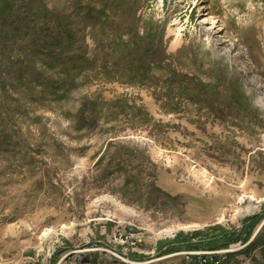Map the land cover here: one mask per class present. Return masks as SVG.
<instances>
[{
  "label": "rangeland",
  "instance_id": "374dc122",
  "mask_svg": "<svg viewBox=\"0 0 264 264\" xmlns=\"http://www.w3.org/2000/svg\"><path fill=\"white\" fill-rule=\"evenodd\" d=\"M262 225L264 0H0V264H264Z\"/></svg>",
  "mask_w": 264,
  "mask_h": 264
},
{
  "label": "trees",
  "instance_id": "16d2710c",
  "mask_svg": "<svg viewBox=\"0 0 264 264\" xmlns=\"http://www.w3.org/2000/svg\"><path fill=\"white\" fill-rule=\"evenodd\" d=\"M217 231H221L220 229ZM217 231L215 230H210L209 234H212L211 236H209L208 238H205L203 240H201V242L199 243H195L192 244L191 243H187V245L183 248H178L177 250H186L187 252H195V251H199V250H205L207 252H218L221 250H227L233 243H235L236 241L233 240V235L230 234L229 232L226 231H221L219 233H217ZM249 232L251 233V231L249 230V226H247L242 232H241V236L242 235H249ZM215 233V234H213ZM202 236L201 233H197L194 235V238H200ZM182 236H179V238ZM206 237V236H205ZM188 242V241H186ZM174 251H176V249H171L170 251H166L164 253H161V256H166L169 253H173ZM198 258V257H196ZM195 258V260H196ZM211 258V259H210ZM201 260H204V264H220L221 262V258L219 256L214 257H207L204 256ZM194 264H201V262H196Z\"/></svg>",
  "mask_w": 264,
  "mask_h": 264
},
{
  "label": "bare ground",
  "instance_id": "6f19581e",
  "mask_svg": "<svg viewBox=\"0 0 264 264\" xmlns=\"http://www.w3.org/2000/svg\"><path fill=\"white\" fill-rule=\"evenodd\" d=\"M178 38V37H177ZM179 40L177 39L175 42H174V46H176L178 44ZM261 229V228H260ZM262 230V229H261Z\"/></svg>",
  "mask_w": 264,
  "mask_h": 264
},
{
  "label": "water",
  "instance_id": "95a60500",
  "mask_svg": "<svg viewBox=\"0 0 264 264\" xmlns=\"http://www.w3.org/2000/svg\"><path fill=\"white\" fill-rule=\"evenodd\" d=\"M264 227V225H262V227H261V229ZM261 229H260V231H261Z\"/></svg>",
  "mask_w": 264,
  "mask_h": 264
}]
</instances>
